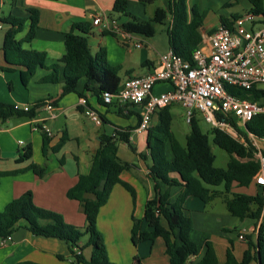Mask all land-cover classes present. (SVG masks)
I'll list each match as a JSON object with an SVG mask.
<instances>
[{
    "label": "trees",
    "instance_id": "16d2710c",
    "mask_svg": "<svg viewBox=\"0 0 264 264\" xmlns=\"http://www.w3.org/2000/svg\"><path fill=\"white\" fill-rule=\"evenodd\" d=\"M142 6L152 4L155 0H137ZM250 9L247 13L263 18V0H248ZM127 0H115L113 12L125 16L128 20L122 23V28L129 34L151 38L157 25H164L169 20L166 30L169 50L180 56L185 61H191L192 53L202 43L201 28L204 15L197 8L191 10L188 16L185 0H168L166 8H156L153 16L147 21L131 16L126 12ZM28 17L20 18L6 16L0 23L7 26L2 39L6 66L1 71L15 68L23 69V79L35 77L38 69L46 73L37 78L38 84L61 85L62 98L68 94H76L85 98L86 94L96 97L98 103L111 108L123 118L139 116L133 111L135 107L121 105L116 102L106 105L103 103L104 93L116 94L121 88L119 67L108 64L106 52L101 48L96 56H92L87 37L90 26L86 23L73 24L70 30L63 34L64 55L57 64L45 65V54L34 50L25 49L24 44H30L37 31L38 11L27 10ZM241 17L233 14L230 18L219 17V25L231 27L232 22ZM29 21L28 32L22 40H17V35L23 30L24 23ZM215 29L209 31L211 34ZM84 80L83 91H78V85ZM229 94L243 100L261 103L264 102V88L255 87L250 91H243L226 87ZM50 101L54 106L57 100H39L31 106L28 112L17 111L13 105L0 102V122L11 118L32 119L36 111ZM172 106L165 107L155 114V123L145 132V154L139 157L149 160L147 170L153 183V196L144 204L143 221L145 229L138 230L136 240L138 243H153L156 239L163 240L168 264H264V191L256 186L254 195L232 193L233 187L247 188L253 183V177L259 170L256 159L257 149L252 145L251 137L264 140V114L254 116L244 129L237 127L234 121L231 124L238 132L241 140L232 138L226 132L210 129L213 143L229 155L226 168L214 167V156L209 145L208 133H203L199 127V120L193 119L189 125V133L182 146L171 131ZM131 108V109H130ZM77 109L83 113L81 107ZM102 123H107L101 116ZM139 119V117H138ZM139 122V120H138ZM137 122V124H138ZM137 124L134 126L136 127ZM116 127L111 135L102 134L99 147L92 156L87 174H79L77 181L67 192L66 197L77 201L85 215L86 224L82 231L66 223L62 216L37 207L33 203L32 193L25 192L19 198L9 202L0 212V239L11 236L18 228L22 227L33 236L53 238L64 242L73 257L72 264H115L108 256L104 239L97 230V218L116 185H121L131 196L133 204L136 194L134 189L120 179L123 171L129 165L118 158L117 143H128L129 132L134 128ZM44 146L42 153L47 154L46 143L49 137L44 133ZM68 140L66 132L60 137L51 152L58 153ZM167 146L170 157L166 154ZM264 155V152L261 151ZM32 147L26 145L16 163L31 159ZM59 159V163H62ZM29 170L38 177H43L44 167L30 165ZM21 171L0 172V179L7 175H16ZM223 185L224 190L218 192L209 187ZM166 190L162 191V187ZM180 187L181 192L171 201L169 189ZM196 198L207 204L215 198L222 197L226 211L239 221L250 220L259 226L256 241L252 242L250 236H245L247 248L238 260L233 254L232 241L225 251L224 262H219L215 249L210 241L205 243V251L200 260L193 263L197 257L199 247L191 238L193 230L192 220L185 213L184 205L188 198ZM224 232V230H223ZM232 232L238 236L236 229ZM86 237V243L81 245V239ZM85 247L91 249L88 260H84L82 251ZM63 260L62 256H58ZM17 264H33L21 262Z\"/></svg>",
    "mask_w": 264,
    "mask_h": 264
},
{
    "label": "crops",
    "instance_id": "0c3cea01",
    "mask_svg": "<svg viewBox=\"0 0 264 264\" xmlns=\"http://www.w3.org/2000/svg\"><path fill=\"white\" fill-rule=\"evenodd\" d=\"M114 1L0 0V19L6 16L27 19V10L34 9L38 11L35 37L30 44H24L23 47L44 53L46 66L57 64L64 55L63 34L68 32L73 24L86 23L90 26L87 40L92 56H96L98 51L103 48L106 52L108 63L113 67L120 68L119 77L121 78V74L125 75L124 78H121L122 82L129 78L144 76L158 70L159 56L169 50L168 40V46H163L155 43L151 38L132 35L129 37L130 42L124 43L120 38L103 33L97 27L92 26L91 20L95 15L116 19L121 24L128 20L127 18L120 20V16L114 15ZM131 1L135 2L137 0ZM165 1L167 2L168 0ZM130 15L135 17L133 14ZM169 22L167 20L165 24L168 25ZM218 25L219 23L215 26L205 27L203 24L200 30L203 40L207 37L209 31L215 29ZM28 26L29 21L26 20L23 30L17 35V40H22L26 36ZM255 26H264L262 17H260ZM7 28V26L0 23V32L4 31L5 33ZM2 39H0V68L6 66L3 51L1 50ZM135 43H141L142 47L136 48L134 46ZM23 73L22 68H15L9 71L0 70V102L10 105L27 104L32 106L39 100H57L53 112L55 118L51 119L48 113L42 109H38L35 117L32 119L11 118L5 122H0V172L21 171L16 175H7L0 179V211L9 202L30 191L33 203L37 207L57 213L62 216L66 223L78 229H83L86 224L85 215L77 201L66 197V192L74 186L79 174L88 173L92 156L99 147V144L86 150L87 158L83 166L80 154L69 150V148L67 149L69 143L74 141L78 143L80 137L86 135L84 129L76 132L77 134H73L68 124V117L71 115L73 117V110L83 114L77 109L79 107V97L76 94H68L59 98L61 85L38 84L36 79L46 73L43 69H38L34 78L26 79L25 81ZM83 85L84 80H81L78 85V91H83ZM170 88V85L166 83L158 84L154 87V93L166 92ZM85 99L88 102V106L103 116L107 123L112 124L108 117H112V115L125 121L121 125L112 124L115 125V128H132L139 120V116L137 117L136 115L129 118L118 116L114 110L100 105L96 97L89 94H86ZM262 103L264 104V102ZM133 111L138 114L137 108H134ZM62 116L65 119L63 128L58 129L56 126ZM153 121L155 122V117ZM41 122H44L52 133L49 143H46V156L42 153L44 146L43 134L35 130L37 124ZM55 129H57L56 132H54ZM64 132L68 135L67 142L58 153H52L51 148L57 144ZM139 139L140 135L135 137L134 142L130 145L121 143L122 153L118 147V151L121 153L120 157L123 159L121 161L129 165L128 169L121 173L120 179L134 189L136 194L135 203L133 204L131 196L121 185L114 186L107 203L99 211L96 227L104 239L107 256L112 263L168 264L169 259L165 254L162 239L158 238L153 243H138L136 240L137 231L145 229L143 221L144 204L153 196V183L147 170V165L150 163L149 160L143 161L139 157L140 154L137 155L136 159L125 160L123 148L137 147ZM258 141L262 144V148H255L257 151L264 152V140ZM19 142H23V146L19 145ZM26 145L32 147L31 159L22 163H16V159L19 158L21 150ZM141 154L146 155V150L144 149V152ZM59 159H62L63 162L59 163ZM31 164L45 168L43 177L36 176L32 170L28 169ZM165 190L166 188L163 186L162 191ZM180 192V187L170 188L171 201ZM231 192L254 195L256 186L254 183H251L247 188L233 187ZM195 199L188 198L184 205L186 210L191 204L197 208L196 212L192 211V213H196L198 216L187 215L192 220V232L197 228L201 231L200 233L203 237V242L192 239L199 247L197 257L193 260V263L202 258L207 241L211 242L219 262L222 263L224 262L225 251L229 246L228 240H231L233 254L240 260L247 248L246 240L239 241L232 230L236 229L238 233L241 230H245L246 235L251 237L252 242H255L259 222L255 224L250 220L239 221L237 219L238 224H232L234 226L224 227L220 225L213 227L210 221L213 216L203 211L202 206L195 203ZM15 232H18L17 236L12 234L11 242L6 246L0 247V264H17L21 262L57 264L69 258L70 252L67 245L60 240L33 236L22 227L18 228ZM212 235L213 238H211ZM123 240H125L129 247H124ZM58 256H62L63 260L59 259Z\"/></svg>",
    "mask_w": 264,
    "mask_h": 264
},
{
    "label": "built area",
    "instance_id": "2783aa9c",
    "mask_svg": "<svg viewBox=\"0 0 264 264\" xmlns=\"http://www.w3.org/2000/svg\"><path fill=\"white\" fill-rule=\"evenodd\" d=\"M259 20V16L246 13L235 19L230 28L218 25L195 49L191 61H185L168 50L159 56L158 70L125 80L116 94L104 93V104L116 102L138 110L139 122L129 132L128 143H133L135 137L151 127L159 110L175 105L185 110L184 118L188 125L193 119L201 118L210 129L226 132L232 138L241 140L231 121L244 129L254 116L264 114V104L233 96L226 87L243 91L264 88V26L255 29ZM91 24L124 43L130 42L132 34L127 33L116 19L95 15ZM134 46L140 48L142 44L135 43ZM162 83L170 85V90L155 94L154 87ZM78 106L95 125L102 124L100 115L88 106L85 98H79ZM13 108L28 112L31 105L14 104ZM40 109L48 113L51 119L55 118V106L50 101ZM35 130L52 137L44 122L37 124ZM19 145L23 146V142H19ZM255 156L259 170L253 177V183L264 191V155L258 151ZM245 235L246 231L241 230L237 239L245 241ZM9 242L11 236L0 239V247Z\"/></svg>",
    "mask_w": 264,
    "mask_h": 264
},
{
    "label": "rangeland",
    "instance_id": "374dc122",
    "mask_svg": "<svg viewBox=\"0 0 264 264\" xmlns=\"http://www.w3.org/2000/svg\"><path fill=\"white\" fill-rule=\"evenodd\" d=\"M263 6H264V0H263ZM167 7V2L165 0H155L152 4H147L146 6H142L139 4L138 1H131L129 0L126 5V12L128 14H133L136 18H139L141 20L147 21L149 18L153 16V13L156 8H166ZM185 7L188 16H190L191 10L195 7L197 8L198 12L202 15H204V21L203 24L205 27H209L211 25L215 26L219 23V17H225V18H230L233 14H239V15H244L246 14V11L250 9V4L248 3V0H185ZM115 16H120V20H125L126 17L123 15H119L114 13ZM248 27L249 25L246 24ZM256 27L255 29L261 28ZM168 28L167 24L164 25H157L155 28V33L151 37V39L154 40L155 43L163 46H168L167 45V34L166 30ZM4 34V31L0 32V39H2V36ZM120 40V39H119ZM121 41V40H120ZM122 42V41H121ZM123 43V42H122ZM124 45V44H123ZM108 62V61H107ZM109 64V63H108ZM125 75L121 74V78H124ZM171 131L176 138V140L180 143V145L184 146L185 145V138L189 133V125L185 122L184 118V113L185 110L178 106L175 105L171 108ZM72 115L68 117V124L69 127L71 128V132L73 134H77L79 130L84 129V132L86 133L85 136L80 137L79 142L77 143L76 141L69 143L67 146V149L72 150L74 152H78L81 156L82 159V165L84 166L85 159L86 157V150L88 148H91L93 146H96L99 144V137L104 133L107 135H111L114 131V126L112 124L116 125H121L124 124L125 121L116 118L114 115L112 117H109L110 123H102L101 126H97L94 124V122L91 121V119L83 114H80L78 111L72 112ZM65 121L64 117L62 116L58 120V125L56 128L60 129L63 128V122ZM67 122V121H66ZM155 122H152V125ZM199 127L203 133H208L209 135V145L211 152L214 156V167L216 168H226L227 162L229 160V155L219 147H217L213 141H212V135L210 133V127L201 119L199 118ZM57 129L54 130L56 132ZM145 133L140 135L139 142L137 143V147H124L125 151V160H132L133 158L136 159L137 155L141 154L144 152L145 149ZM252 145L254 147H261L262 144L259 143V141L255 138H250ZM242 140V139H241ZM117 146L119 147V151H122V144L117 143ZM118 151V153H119ZM122 153V152H121ZM121 153L118 154V157L120 160H123L122 157H120ZM166 154L168 157H170V149L167 146L166 148ZM210 189L217 190V191H223L224 187L223 185L217 186V187H209ZM236 191V190H235ZM221 199V200H220ZM215 198L213 201L203 204L201 201L198 199H195V203H198L202 206V210L205 211L208 214H211L213 218H211V225L213 227H218V226H234L232 224H238V221H236V218H233L229 215V213L226 211L225 206L222 202V197ZM188 211L185 213L188 215H194L198 216L196 213H192V211L196 212L197 210L196 207H194L193 204L189 205ZM1 212V211H0ZM193 217V216H192ZM221 219V220H220ZM82 231L83 229H79ZM19 232V231H18ZM18 232H14L13 235L17 236ZM201 231L199 229H194V231L191 233V238L195 241L198 242H203V237L202 234L200 233ZM203 233V232H202ZM234 235L233 233H231ZM213 238V235L212 237ZM87 238L83 237L81 239L80 244L84 245L86 243ZM200 244V243H199ZM123 245L124 247H129V245L123 240ZM91 249L89 247H85L83 249V259L88 260L90 256ZM74 261L73 257L69 255V258L65 260L62 263H57V264H71Z\"/></svg>",
    "mask_w": 264,
    "mask_h": 264
},
{
    "label": "water",
    "instance_id": "95a60500",
    "mask_svg": "<svg viewBox=\"0 0 264 264\" xmlns=\"http://www.w3.org/2000/svg\"><path fill=\"white\" fill-rule=\"evenodd\" d=\"M257 257H258V264H260L259 255L258 254H257Z\"/></svg>",
    "mask_w": 264,
    "mask_h": 264
}]
</instances>
